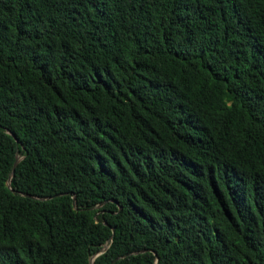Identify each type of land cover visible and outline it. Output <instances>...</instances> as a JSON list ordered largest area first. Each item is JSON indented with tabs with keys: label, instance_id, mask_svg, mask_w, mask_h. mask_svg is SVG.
<instances>
[{
	"label": "trees",
	"instance_id": "trees-1",
	"mask_svg": "<svg viewBox=\"0 0 264 264\" xmlns=\"http://www.w3.org/2000/svg\"><path fill=\"white\" fill-rule=\"evenodd\" d=\"M90 258L264 264V0H0V264Z\"/></svg>",
	"mask_w": 264,
	"mask_h": 264
},
{
	"label": "water",
	"instance_id": "water-1",
	"mask_svg": "<svg viewBox=\"0 0 264 264\" xmlns=\"http://www.w3.org/2000/svg\"><path fill=\"white\" fill-rule=\"evenodd\" d=\"M14 140L16 141V138H14ZM18 160H19V157H18V156H15L14 161H13V163H12V165H11V171H10V173L13 171V169H14L16 163L18 162ZM8 181H9V179L6 181V185H7V186H8ZM105 248H106V245L103 246V247L97 252V254L103 252ZM89 264H92V258L89 259Z\"/></svg>",
	"mask_w": 264,
	"mask_h": 264
}]
</instances>
